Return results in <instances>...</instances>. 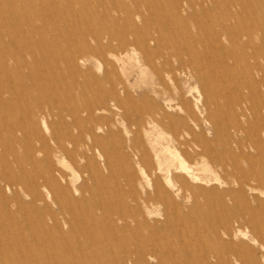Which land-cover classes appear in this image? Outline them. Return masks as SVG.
Instances as JSON below:
<instances>
[{
  "label": "rangeland",
  "instance_id": "1",
  "mask_svg": "<svg viewBox=\"0 0 264 264\" xmlns=\"http://www.w3.org/2000/svg\"><path fill=\"white\" fill-rule=\"evenodd\" d=\"M0 177V264H264V0H0Z\"/></svg>",
  "mask_w": 264,
  "mask_h": 264
},
{
  "label": "bare ground",
  "instance_id": "2",
  "mask_svg": "<svg viewBox=\"0 0 264 264\" xmlns=\"http://www.w3.org/2000/svg\"><path fill=\"white\" fill-rule=\"evenodd\" d=\"M148 3V2H147ZM153 5V4H152ZM153 7H154V5H153ZM182 10H184L185 11V9H182ZM209 13V12H208ZM135 18H137L138 19V16L136 15V17ZM149 21V20H148ZM109 24V23H108ZM110 25V24H109ZM111 27V26H110ZM141 34H135V36L133 37V39H132V41L129 43L132 47H129V49H131L132 51H136V50H139V51H142V50H145V49H147L148 48V45H149V42H152L153 41V38L151 37V36H147V35H145V34H142L141 36H140ZM218 39V38H217ZM216 39V40H217ZM209 40V39H208ZM215 40V41H216ZM124 41L125 40H121V44H123L124 43ZM130 41V40H129ZM219 42V41H218ZM216 43V42H215ZM118 44V43H117ZM213 44V43H212ZM219 44V43H218ZM108 45V44H107ZM120 45V44H119ZM210 45V44H209ZM127 46H129V45H127ZM220 46V45H219ZM123 47V46H122ZM122 47H121V50H122ZM125 47H126V45H125ZM120 49V48H119ZM125 50V49H124ZM109 51V50H108ZM185 51H186V53L188 54V55H191L192 54V52L189 50V49H186L185 48ZM110 53L112 52L111 50L109 51ZM122 52V51H121ZM120 53V52H119ZM125 53V52H124ZM111 55H112V53H111ZM113 56V55H112ZM116 56H117V54H116ZM160 56V55H159ZM190 57H192V56H190ZM181 59H179V61H180ZM191 60V59H190ZM178 61V62H179ZM193 61V60H192ZM177 62V61H176ZM56 63V62H55ZM182 61H181V66H183L182 65ZM190 63H191V61H190ZM180 66V65H179ZM190 66H192V65H190ZM241 66V65H240ZM176 68H178V66L176 67ZM181 68V67H180ZM183 68V67H182ZM186 69H188V68H186ZM196 69V68H195ZM182 70H184V68L182 69ZM193 70H194V68H193ZM178 71H179V69H178ZM192 71V70H191ZM187 72H190V71H187ZM185 73V72H184ZM192 73H194V72H192ZM194 74H196V73H194ZM199 74V73H198ZM197 74V75H198ZM192 75V74H191ZM198 78V77H197ZM200 79V78H199ZM124 87V86H123ZM123 90V89H122ZM123 92H125V91H123ZM35 111H37V110H35ZM37 113V112H36ZM32 114V113H31ZM34 114V113H33ZM34 115H36V114H34ZM38 115V114H37ZM36 115V116H37ZM33 116V115H32ZM30 118H31V116H29ZM28 117V118H29ZM41 117V116H40ZM44 117V116H43ZM33 118V117H32ZM42 118V117H41ZM45 119V118H44ZM160 119V118H159ZM39 120V119H38ZM43 120V119H42ZM27 121V120H26ZM32 121H34V120H32ZM40 121V120H39ZM44 122V121H43ZM42 122V123H43ZM24 123V122H23ZM30 123H32V122H30ZM46 123V122H45ZM24 124H26V123H24ZM33 124V123H32ZM98 125V124H97ZM43 126V125H42ZM23 127V126H22ZM45 128V127H44ZM100 128V127H99ZM97 130V129H96ZM99 130V129H98ZM48 132V131H47ZM49 134V133H48ZM181 135V134H180ZM42 137V136H41ZM40 137V138H41ZM47 138H48V136H47ZM50 138V137H49ZM181 138H183L182 136H181ZM51 140V139H50ZM53 140V139H52ZM13 142H16V141H14V139L12 140ZM48 141H49V139H48ZM53 142V141H52ZM184 142H185V140H184ZM10 143V142H9ZM54 143H56L55 141H54ZM10 145H12V144H10ZM56 145V144H55ZM180 145V144H179ZM13 146H14V144H13ZM10 147V146H9ZM195 147H196V145H195ZM57 148H59V147H57ZM197 148V147H196ZM172 149V148H171ZM198 151V150H197ZM98 154H99V152H97ZM194 153H196V152H194ZM42 155H43V153H42ZM200 155V154H199ZM45 157V156H44ZM180 158V157H179ZM44 159V158H43ZM42 159V160H43ZM47 159V158H46ZM178 161V160H177ZM183 161V160H182ZM43 162V161H42ZM184 162V161H183ZM46 163H47V160H46ZM171 163V162H170ZM178 163V162H177ZM167 164H168V162H167ZM176 164V163H175ZM180 164H182V163H180ZM179 164V165H180ZM44 165V164H43ZM46 165V164H45ZM182 165H184V164H182ZM182 165H180L181 167V169L183 170V175L184 176H181L180 177V183H179V185H180V187H185V186H187V183L189 182L188 180L190 179H195V176L194 175H192L191 173H189L188 171L189 170H187L185 167H186V165H185V167L184 166H182ZM67 166V165H66ZM206 166V165H205ZM168 168V167H167ZM179 168V167H178ZM202 168H203V166H202ZM47 169V168H46ZM54 169V168H53ZM175 169V168H174ZM33 170V169H32ZM180 170V169H179ZM178 170V171H179ZM43 171V170H42ZM51 171V170H50ZM54 171H56V170H54ZM192 171V170H191ZM190 171V172H191ZM167 172H168V170H167ZM39 173H42V172H38V174ZM52 174H54V173H52ZM213 174V173H212ZM212 174H211V176H212ZM42 175V174H41ZM55 175H56V173H55ZM54 175V176H55ZM47 176V175H46ZM51 176V175H50ZM49 176V177H50ZM53 176V175H52ZM63 176V175H62ZM175 177H176V175H174ZM33 177H35V176H33ZM48 177V176H47ZM46 177V178H47ZM175 177H174V179H175ZM179 177V176H178ZM1 178V177H0ZM38 179L40 178V176L38 175V177H37ZM42 178V177H41ZM45 178V177H44ZM55 178H58V176L57 177H55ZM54 178V179H55ZM168 178V177H167ZM189 178V179H188ZM209 178H210V176H209ZM35 179H36V177H35ZM43 179V178H42ZM41 179V180H42ZM2 180H3V178H2ZM6 180V179H5ZM5 180H3V181H5ZM47 180V179H46ZM46 180H42V183L44 182V181H46ZM62 180V179H61ZM206 180V179H205ZM211 180V179H210ZM35 181H37V179L35 180ZM59 181V180H58ZM7 182V181H6ZM48 182H51V181H48ZM60 182V181H59ZM58 182V183H59ZM168 182V181H167ZM8 183V182H7ZM41 183V184H42ZM46 183V182H45ZM55 183V182H54ZM57 183V182H56ZM191 183V182H190ZM200 183H204V182H200ZM35 184H37V183H35ZM48 184V183H47ZM50 184H52V182L50 183ZM67 184V183H66ZM66 184H65V187H66ZM193 184V183H192ZM13 185V184H12ZM39 186H40V184H38ZM37 185V186H38ZM49 185V184H48ZM174 185V184H173ZM190 185V184H189ZM32 186V185H31ZM57 186V185H56ZM64 186V185H63ZM191 186V185H190ZM9 187V186H8ZM21 187V186H20ZM23 187V186H22ZM34 187V186H33ZM32 187V188H33ZM42 187V186H41ZM47 187V186H46ZM172 187V186H171ZM175 187V186H174ZM174 187H173V189H174ZM44 188V187H43ZM52 188H54L53 186H52ZM60 188V187H59ZM68 188V187H67ZM27 189V188H26ZM35 188H33V190H34ZM37 189H38V187H37ZM64 190H65V188H63ZM76 189H78V188H76ZM179 189V188H178ZM184 189V188H183ZM192 189V188H191ZM20 190H22V189H20ZM24 190V189H23ZM32 190V189H31ZM36 190V189H35ZM46 190V189H45ZM52 190V189H51ZM56 190V189H55ZM59 190V189H58ZM63 190V191H64ZM67 190V189H66ZM65 190V191H66ZM72 190V189H71ZM62 191V190H61ZM63 191H62V194H63ZM68 191H69V189H68ZM180 191H183V190H180ZM2 192V191H1ZM0 192V193H1ZM54 192V191H53ZM53 192H51L50 194H52ZM60 192V191H59ZM70 192V191H69ZM78 192V191H77ZM184 192V191H183ZM225 192V191H224ZM17 193V192H16ZM26 193H27V195H28V192L26 191ZM31 193V192H30ZM34 193V192H33ZM37 193V192H36ZM58 193V192H57ZM56 193V194H57ZM180 193V192H179ZM61 194V195H62ZM39 195H40V193H39ZM69 195V194H68ZM67 195V196H68ZM3 196V195H2ZM1 196V197H2ZM34 196H35V194H34ZM50 196V195H49ZM53 196V195H52ZM55 196V195H54ZM60 196V195H59ZM177 196V195H176ZM47 197V196H46ZM70 197V196H69ZM12 198V197H11ZM54 198V197H53ZM57 198H58V196H57ZM182 198V197H181ZM34 199V198H33ZM48 198H46V200H47ZM55 199V198H54ZM32 200V199H31ZM37 200V199H36ZM39 200V199H38ZM45 200V199H44ZM49 200V199H48ZM59 200V199H58ZM41 202H43L42 200H40ZM60 201V200H59ZM32 202V201H31ZM30 202V203H31ZM25 203V202H24ZM34 203V202H33ZM47 205V204H46ZM220 205V204H219ZM227 206V208L230 210V213H233L234 212V206H228V205H226ZM225 206V207H226ZM49 208V207H48ZM226 208V209H227ZM50 209V208H49ZM47 210V209H46ZM51 210V209H50ZM7 211V210H6ZM45 211V210H44ZM225 211V210H224ZM228 211V210H227ZM8 213H9V211H7ZM51 212V211H50ZM229 212V211H228ZM6 213V212H5ZM10 214V213H9ZM12 214V213H11ZM6 216H7V214H6ZM232 219L235 221L236 220V217L235 216H232ZM255 222V221H254ZM244 224L246 225V226H248V227H252V228H254V223H253V221L250 219V220H246L245 222H244ZM5 225V224H4ZM255 226H256V223H255ZM256 230V229H255ZM3 231V230H2ZM225 238H227V239H232V238H235V236H236V234H239V235H241V236H245V237H247V238H249L248 237V235L246 234V233H244V232H242L239 228H236V229H234V230H231V229H225V230H222V233H221ZM214 237V236H213ZM251 238H249V240H250ZM52 240V239H51ZM189 242L191 241V240H188ZM222 241V240H221ZM188 242V243H189ZM202 242H203V240H202ZM201 242V243H202ZM230 241H228V243H229ZM198 243V242H197ZM222 243V242H221ZM232 243V242H231ZM191 245V244H190ZM194 245V244H193ZM193 245H191V246H193ZM199 246V245H198ZM201 246H202V244H201ZM204 246V245H203ZM202 246V247H203ZM206 246V245H205ZM187 247V246H186ZM194 247V246H193ZM222 248H223V244H222V246H221ZM198 248V247H197ZM199 248H201V247H199ZM198 248V249H199ZM209 248V251L211 252V250H210V247H208ZM207 248V249H208ZM219 248V247H218ZM218 248H216L217 249V251H218ZM224 248H225V250H227V247H225V245H224ZM223 248V249H224ZM231 248V247H230ZM182 249H183V247H182ZM213 249V248H212ZM229 249V248H228ZM184 250H186V249H184ZM200 250H202V249H200ZM189 251V250H188ZM203 251V250H202ZM208 251V250H207ZM208 251V252H209ZM214 251H215V249H214ZM204 252H206V251H204ZM214 253V252H213ZM217 253V252H216ZM207 254V253H206ZM211 254V253H210ZM215 254V253H214ZM201 255H202V253H201ZM218 260V259H217ZM119 261H122V260H119ZM118 263V262H117ZM132 263V262H131Z\"/></svg>",
  "mask_w": 264,
  "mask_h": 264
}]
</instances>
